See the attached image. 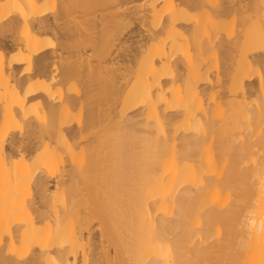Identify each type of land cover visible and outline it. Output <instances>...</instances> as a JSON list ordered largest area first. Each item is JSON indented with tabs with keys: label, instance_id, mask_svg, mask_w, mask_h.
I'll list each match as a JSON object with an SVG mask.
<instances>
[{
	"label": "bare ground",
	"instance_id": "1",
	"mask_svg": "<svg viewBox=\"0 0 264 264\" xmlns=\"http://www.w3.org/2000/svg\"><path fill=\"white\" fill-rule=\"evenodd\" d=\"M132 1L0 0V264H264V0Z\"/></svg>",
	"mask_w": 264,
	"mask_h": 264
},
{
	"label": "rangeland",
	"instance_id": "2",
	"mask_svg": "<svg viewBox=\"0 0 264 264\" xmlns=\"http://www.w3.org/2000/svg\"><path fill=\"white\" fill-rule=\"evenodd\" d=\"M143 2V0H133L131 3H129L128 4V6H135V5H138V4H141ZM76 6V5H75ZM132 9H134V8H132ZM110 10H112V9H110ZM110 10H108V11H110ZM140 31H141V27H140V25H138V22L136 21L135 23H133V24H131L130 25V27H129V29L127 28L126 30H125V34H123L122 36H124V35H126V37H129L130 36V39L128 40V43H126V45H128V46H132V47H134L135 45H136V40H138L139 39V34H140ZM221 71V70H220ZM213 72H215V69H214V71ZM223 78V77H222ZM257 79V77H256V75L254 74L251 78H250V80H247V84H253V83H258V79ZM252 80V81H251ZM256 81V82H255ZM252 82V83H251ZM256 86V84H254V87ZM250 87H253V85L252 86H249L248 85V87H247V89L249 90L250 89ZM252 89V88H251ZM49 187L51 188V189H53L54 188V179H51V181H50V183H49Z\"/></svg>",
	"mask_w": 264,
	"mask_h": 264
}]
</instances>
